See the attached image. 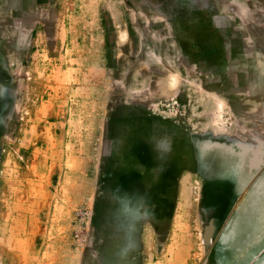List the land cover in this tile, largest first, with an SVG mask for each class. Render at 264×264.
Segmentation results:
<instances>
[{
  "label": "rangeland",
  "instance_id": "1",
  "mask_svg": "<svg viewBox=\"0 0 264 264\" xmlns=\"http://www.w3.org/2000/svg\"><path fill=\"white\" fill-rule=\"evenodd\" d=\"M0 264H264V0H0Z\"/></svg>",
  "mask_w": 264,
  "mask_h": 264
}]
</instances>
